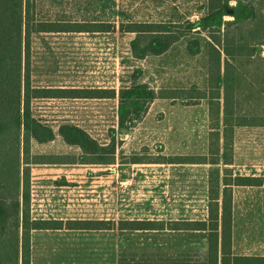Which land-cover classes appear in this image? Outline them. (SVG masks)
<instances>
[{
	"label": "rangeland",
	"instance_id": "rangeland-1",
	"mask_svg": "<svg viewBox=\"0 0 264 264\" xmlns=\"http://www.w3.org/2000/svg\"><path fill=\"white\" fill-rule=\"evenodd\" d=\"M205 0H35L37 17L74 22H111L109 32H37L32 37V83L36 86L115 88L130 84L131 74L149 83L159 95L129 131L118 128V98H34L32 112L55 129L63 122L84 128L101 144L115 139V163L76 162L68 168L44 164L56 143L32 142L30 217L90 220H205L209 209L210 169L221 168L228 182L251 176L260 184L233 185L236 251L264 255V125L235 129L230 163L163 162L177 155L209 156V102L205 94H186L207 81L204 54L190 56L188 32L167 52L136 58L135 33L119 30L121 22L195 21ZM251 20L230 26L231 35L253 40L264 30V0ZM236 4V1H232ZM226 20H232L230 15ZM226 26L221 27L223 32ZM206 35V31H202ZM202 42H204L202 40ZM253 42V41H252ZM146 43H142L144 46ZM245 80L238 89L236 111L264 115V44L245 59ZM246 63V64H247ZM245 64V65H246ZM176 88V89H175ZM175 90L176 94H172ZM237 102V103H238ZM114 135V136H113ZM222 141V140H221ZM76 157L81 148L73 146ZM23 180V150L21 149ZM138 156L139 162H127ZM23 183V182H22ZM61 183H64L61 184ZM66 183V184H65ZM22 188V185H21ZM8 223V227L11 226ZM170 225V224H169ZM31 263L35 264H208V232L196 229H32ZM33 253V254H32Z\"/></svg>",
	"mask_w": 264,
	"mask_h": 264
},
{
	"label": "trees",
	"instance_id": "trees-1",
	"mask_svg": "<svg viewBox=\"0 0 264 264\" xmlns=\"http://www.w3.org/2000/svg\"><path fill=\"white\" fill-rule=\"evenodd\" d=\"M236 1V4H232ZM205 12L195 20L129 21L121 22L119 30L135 33L131 40L136 58L167 52L188 32L199 33L186 39L190 56L204 54L207 81L203 88L190 86L186 94H205L209 102L211 124L209 156L177 155L163 162H201L213 165L230 163L229 149L235 129L243 125H264V115H249L236 111L238 89L251 87L245 80V59L251 58L264 44V30L258 28L253 40L231 35L230 26L251 20L257 6L245 0H205ZM233 11L229 12L228 9ZM230 15L232 20H226ZM186 22L187 31L181 32ZM226 26L221 32V27ZM116 29L111 22H74L63 19L46 20L37 17L35 0H0V264H31L32 229H108L118 225L122 229H196L208 232V264H264V256L236 255L232 251L233 185L260 184L251 176H236L228 182L220 176L221 168L215 166L209 174V215L205 220H112L69 219L62 220L30 217V161L32 142H48L60 134L64 141L81 148L73 161L91 164L115 163L116 144H101L84 128L74 123H62L58 130L35 117L31 102L34 98H118V128L129 131L148 111L159 95L158 90L131 74L130 84L115 88H41L32 83V37L36 32L89 31L109 32ZM206 31V35H202ZM202 40L204 42H202ZM253 41V42H252ZM142 43H146L142 46ZM247 63V64H246ZM246 64V65H245ZM176 89V88H175ZM172 94H176L175 90ZM238 102V103H237ZM114 136V135H113ZM222 140V141H221ZM23 150V180L21 173ZM70 159V158H69ZM139 162L132 156L127 162ZM22 185V188H21ZM11 226L8 227V223ZM170 224V225H169Z\"/></svg>",
	"mask_w": 264,
	"mask_h": 264
},
{
	"label": "crops",
	"instance_id": "crops-1",
	"mask_svg": "<svg viewBox=\"0 0 264 264\" xmlns=\"http://www.w3.org/2000/svg\"><path fill=\"white\" fill-rule=\"evenodd\" d=\"M57 32H64V31H57ZM67 32H73V31H67ZM34 86H36V85H34ZM36 87H41V88H74V87H69V86H36ZM43 98L66 99V100L74 99L73 97H43ZM63 123H65V122H63ZM67 123H69V122H67ZM61 124L62 123H60V125ZM58 127H57V129H55V127H53V128L55 129V131H57ZM45 143H48V144L49 143H56V145H58V148H49V147L47 148L48 152L45 153L44 156H46L48 158L44 161L45 162L44 164L54 165L55 167H60V168H64V167L68 168L69 166L74 165V161H73V155H74L73 146L74 145L66 143L60 134L57 133L56 137L54 139H52L48 142H43L42 144H45ZM61 184L64 185V183H61ZM52 219L62 220L63 221L62 226L64 227L67 225V221L69 219H74V218L63 219V218L54 217ZM64 228H57L56 230H63ZM67 229H69V228H67ZM236 237H237V228L235 226V223L233 222V234H232V251H233V253L236 255H251V254H242V253L236 251V248H235ZM252 256H262V255H252ZM31 264H35V263L32 262Z\"/></svg>",
	"mask_w": 264,
	"mask_h": 264
},
{
	"label": "water",
	"instance_id": "water-1",
	"mask_svg": "<svg viewBox=\"0 0 264 264\" xmlns=\"http://www.w3.org/2000/svg\"><path fill=\"white\" fill-rule=\"evenodd\" d=\"M228 11H229V12H232V11H233V9H232V8H229V9H228Z\"/></svg>",
	"mask_w": 264,
	"mask_h": 264
}]
</instances>
